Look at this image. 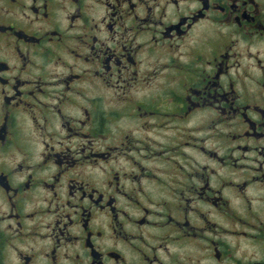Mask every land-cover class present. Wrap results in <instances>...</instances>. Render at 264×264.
Segmentation results:
<instances>
[{
    "label": "clouds",
    "instance_id": "clouds-1",
    "mask_svg": "<svg viewBox=\"0 0 264 264\" xmlns=\"http://www.w3.org/2000/svg\"><path fill=\"white\" fill-rule=\"evenodd\" d=\"M0 264H264V0H0Z\"/></svg>",
    "mask_w": 264,
    "mask_h": 264
}]
</instances>
